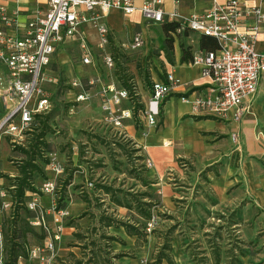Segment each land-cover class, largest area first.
<instances>
[{
  "label": "rangeland",
  "instance_id": "rangeland-1",
  "mask_svg": "<svg viewBox=\"0 0 264 264\" xmlns=\"http://www.w3.org/2000/svg\"><path fill=\"white\" fill-rule=\"evenodd\" d=\"M117 17L109 18L113 26L108 27L107 47L98 48L96 35L90 36L92 66L82 65V52L72 39L62 44L47 70L56 83L46 86L53 109L45 136L48 148L41 147L40 154L56 153L64 166L55 201L58 208H67L70 214L63 221V237L56 244L55 264H167L165 260L158 263L161 257L170 259L173 264H264V224L261 212L254 205L243 210H211L207 204L201 205L195 200V188L188 201L179 202L182 206L175 205L174 211L166 210L156 191L144 189L143 181H138L143 169L129 137L114 139L99 123L96 101L82 103L73 116L67 115L68 102L72 100L69 91L72 78L84 85L89 81L119 85L118 76L124 77L135 87L137 102L142 104L149 98V84L165 76L168 68L163 62L162 47L166 37L161 26L147 27L143 22L135 23L126 17H120L121 24L116 26L120 23ZM136 34L141 35L143 45L132 49L131 39ZM192 39L197 40V37ZM179 42V39L174 41L173 55ZM187 42L195 45L191 40ZM105 56L113 61L111 69L103 63ZM93 90L96 88L90 92L92 97ZM262 131L264 134V126ZM29 138L23 136L18 144L11 143L9 138L3 139L0 165L16 170L21 163L18 147L27 146ZM43 158L38 160L42 174L33 178L37 187L51 177L44 170ZM73 174L78 179V187L76 193L70 194L66 184ZM0 176L3 184L8 185L4 179L7 175L0 173ZM84 181L92 183L94 189L80 192L79 186ZM100 188L108 189L109 194ZM39 198L49 203L47 197L39 194ZM113 201L120 202L122 207ZM149 204L158 224L147 233L145 221L136 211ZM19 214L25 216L22 210ZM10 216L7 211L0 216L2 227ZM241 222L244 224L238 226ZM138 223L141 224L140 235L135 241L123 242L121 236L125 230L118 224L134 226ZM28 242L33 247L40 240L32 237Z\"/></svg>",
  "mask_w": 264,
  "mask_h": 264
},
{
  "label": "built area",
  "instance_id": "built-area-1",
  "mask_svg": "<svg viewBox=\"0 0 264 264\" xmlns=\"http://www.w3.org/2000/svg\"><path fill=\"white\" fill-rule=\"evenodd\" d=\"M15 4L33 5L23 27L18 23L19 11H8L0 0V100L4 116L0 119V142L9 138L18 144L23 136L34 127L35 116H47L53 109L47 85L56 83L48 75V67L53 62L58 49L68 40L75 39L82 52V65L92 66L93 60L84 28L91 30L97 37V46H108L109 32L106 20L112 11L124 16L131 15L136 8L135 0H9ZM164 0H145L139 11L147 24L161 25L177 23L178 33L189 31L199 36L214 39L218 51H198L189 63L201 69V76L209 80L211 88L190 100L182 97L180 101L189 104L196 114L211 116L223 121L240 122L248 112L247 104L256 93L258 84L264 78V52H257L255 44L264 14L257 8H246L237 0H226L218 4L211 0L212 6L201 14L181 16L178 12H166ZM178 4V0H173ZM253 16L255 23L242 30L244 19ZM143 45L140 34L131 39L132 49ZM104 65L111 69L113 61L109 56L103 58ZM97 82L89 81L84 85L72 78L69 91L72 100L68 102L67 115L73 116L75 109L91 100L90 88ZM180 80L173 70L165 73L163 81H153L146 103L137 102L134 86L125 90L114 83L101 85L93 95L97 99L101 117L99 123L107 129L114 139L128 137V128L146 130L155 128L160 116L163 100L180 86ZM142 108L137 110L136 105ZM136 116V119H135ZM47 161L45 172L50 178L44 181L37 191L49 199L47 206L39 195L27 193L26 207L35 213L29 224L42 232L45 237L37 245L30 247V264H55L56 244L64 233L63 221L70 214L67 208L56 205L59 194V178L65 172L56 153L43 155ZM152 168L150 162H145ZM86 190H93L92 183L86 182ZM11 209L4 185H0V216ZM51 219V220H48ZM158 224L152 214L145 222V231L150 233ZM0 264L3 262V228L0 222Z\"/></svg>",
  "mask_w": 264,
  "mask_h": 264
},
{
  "label": "crops",
  "instance_id": "crops-1",
  "mask_svg": "<svg viewBox=\"0 0 264 264\" xmlns=\"http://www.w3.org/2000/svg\"><path fill=\"white\" fill-rule=\"evenodd\" d=\"M144 1L135 0L136 10L128 16H124L119 11H112L106 20L107 27L112 25L109 23L112 15L118 16L120 20L116 26L121 24L120 17L131 18L135 23L143 22L147 27L151 26L143 20L139 11ZM237 1L246 8L260 9L264 14V0ZM225 2L226 0H217L218 4ZM1 3L10 13L19 11L18 23L22 28L33 5L15 4L9 0H1ZM211 6V0H178L177 5L173 0L163 1V9L166 12L176 11L181 16L201 14ZM254 23L255 18L250 16L244 19L241 29H247ZM83 33L87 41H90L93 32L84 28ZM195 37L197 40L192 39ZM187 40H191V44L195 43V45H189ZM198 40V34L190 33V36L183 42L191 47L195 54L200 51ZM255 50L260 53L264 52V22L260 25ZM180 57L178 45L173 55L174 65L170 66L165 59L163 60L168 68L166 72L173 70L181 83L163 100L157 126L146 130L145 137L141 136L140 129L128 128V137L139 154L138 159L143 169V175L138 181H143L144 189L148 187L156 191L166 210L174 211L175 205H181L179 202L188 201L192 191L196 188L195 200L201 205L205 203L211 210L232 208L243 210L254 205V208L261 212V220L264 224V134L262 131L264 126V78L260 80L256 93L250 98L247 104L248 112L243 119L240 122H234L231 119L223 121L211 116L196 114L189 104L180 101L182 97L192 100L211 88L209 80L202 78L201 69L189 63H180ZM2 73L3 70L0 69V75ZM101 85L105 84L99 81L95 86L89 87L90 92L95 87L93 94L97 93ZM91 100L97 102L94 97ZM5 113L0 100V119ZM100 117L99 110V119ZM145 162H150L152 168H147ZM0 173L10 178L18 175L17 169L12 171L7 166L1 165ZM77 180L76 175L73 174L67 182L66 188L70 194L76 193ZM86 182L84 181L79 186L80 192L90 191L85 189ZM2 184L3 179H0V185ZM43 205L48 204L43 202ZM238 219L242 218L238 217ZM238 224L241 226L244 223ZM108 225V229L112 228L110 224ZM140 225V223L134 224V227L137 228ZM140 231H142L141 228H139ZM125 233L121 236L123 242L136 240L137 236H129Z\"/></svg>",
  "mask_w": 264,
  "mask_h": 264
},
{
  "label": "trees",
  "instance_id": "trees-1",
  "mask_svg": "<svg viewBox=\"0 0 264 264\" xmlns=\"http://www.w3.org/2000/svg\"><path fill=\"white\" fill-rule=\"evenodd\" d=\"M161 31L166 37L162 50L166 62L170 65H174L173 51H174V41L179 39V49H180V63L188 64L192 61L193 52L191 47L186 46L183 40L187 39L190 36L189 31H184L178 33L179 25L177 23H164L161 24ZM198 46L200 51L205 52H216L218 51L217 42L209 37L199 36ZM165 78H159L163 81ZM119 87L125 90H131L132 84H130L124 77L118 76ZM150 85V91L152 83ZM142 106L137 107L135 114L138 109H141ZM49 114L47 116H35L34 127L26 135L30 136L28 139L27 146L18 147V151L21 157V163L17 165L18 175L14 178L8 176L4 177L8 181V185H4V189L8 194V201L11 202V209L8 211L11 215L10 218L6 221L3 228V262L4 264H19L22 262L28 261V251H29V238L35 237L38 240L42 241L45 235L33 229L29 222L35 218V213L29 211L26 207V203L29 198L25 194H37V186L33 181V178L36 174H42V170L39 166L38 160L43 158V154H40V148H48V145L45 142V136L49 130ZM136 119V116H135ZM137 120V119H136ZM45 159V158H43ZM47 165V161H44ZM45 170V168H44ZM1 177V176H0ZM1 177L0 179H2ZM48 180V179H47ZM105 193L109 194V190L106 188ZM117 206L122 207L120 202L113 201ZM22 210L25 213V216L22 217L19 214V211ZM137 215L143 220L148 221L151 216V206L145 205L139 210L136 211ZM4 214V213H3ZM2 214V215H3ZM123 227L127 235L129 236H139V228L134 226L118 224ZM109 226V225H108ZM144 230V229H143ZM162 260H165L167 264H173L170 259L161 257L158 259V263H161Z\"/></svg>",
  "mask_w": 264,
  "mask_h": 264
}]
</instances>
